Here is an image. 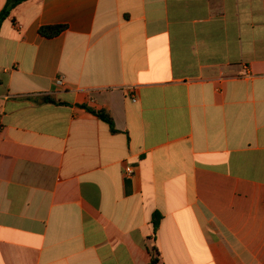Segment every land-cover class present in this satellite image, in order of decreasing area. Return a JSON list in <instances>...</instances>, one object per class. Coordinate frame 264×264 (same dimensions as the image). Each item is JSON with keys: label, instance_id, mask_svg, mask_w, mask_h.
Wrapping results in <instances>:
<instances>
[{"label": "crops", "instance_id": "obj_1", "mask_svg": "<svg viewBox=\"0 0 264 264\" xmlns=\"http://www.w3.org/2000/svg\"><path fill=\"white\" fill-rule=\"evenodd\" d=\"M153 246L264 264V0L20 3L0 27V264Z\"/></svg>", "mask_w": 264, "mask_h": 264}, {"label": "trees", "instance_id": "obj_2", "mask_svg": "<svg viewBox=\"0 0 264 264\" xmlns=\"http://www.w3.org/2000/svg\"><path fill=\"white\" fill-rule=\"evenodd\" d=\"M24 1L26 0H7L5 7L0 12V27H1L2 22L9 16L10 11L14 7H16L17 5H19L20 3ZM63 30H64V26H44V27H40L39 34L46 38H52V37L59 35ZM43 100L45 102H54L49 97H45ZM87 110L91 112L92 114L96 115L97 117H99L102 121L106 122L109 125L111 131L115 132L113 120L108 113L104 111H94L90 108H88ZM160 218H161V215L158 212H155L152 215L153 233H155L158 228ZM150 251L152 253L150 264H156L158 262V251L155 246H153Z\"/></svg>", "mask_w": 264, "mask_h": 264}, {"label": "built area", "instance_id": "obj_3", "mask_svg": "<svg viewBox=\"0 0 264 264\" xmlns=\"http://www.w3.org/2000/svg\"><path fill=\"white\" fill-rule=\"evenodd\" d=\"M58 83H59V84H62L61 81H58ZM124 172H125V175H126L127 177H131V176L134 175V170H133L132 167H126Z\"/></svg>", "mask_w": 264, "mask_h": 264}]
</instances>
